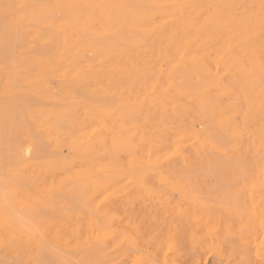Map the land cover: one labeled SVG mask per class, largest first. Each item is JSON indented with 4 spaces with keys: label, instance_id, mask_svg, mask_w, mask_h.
Returning a JSON list of instances; mask_svg holds the SVG:
<instances>
[{
    "label": "rangeland",
    "instance_id": "374dc122",
    "mask_svg": "<svg viewBox=\"0 0 264 264\" xmlns=\"http://www.w3.org/2000/svg\"><path fill=\"white\" fill-rule=\"evenodd\" d=\"M147 1L120 2L151 10L144 8ZM125 10L119 12L118 23L124 22ZM89 30L103 46L124 49L125 41L131 43L128 34L106 38L97 25ZM136 39L130 45L147 51L150 39ZM213 59H206L210 66ZM139 69L145 75L134 74L135 68L133 74L103 73V92L86 87L75 95H58L68 87L58 83L40 95L16 88L18 93L8 98L22 105L0 98L4 110L16 112L12 116L24 112L23 119L15 117L18 122L1 117L3 135L15 133V140H9L12 149L0 134L12 152L2 154L16 155L28 140L42 151L35 156L36 166L21 169L27 163L22 158L15 167L6 162L9 180L2 179L0 188L6 190L11 209H0V264H264V75L260 84L248 88L238 83L239 77L222 80L221 75L203 76L192 69L159 77L142 64ZM93 91L103 95V119L84 115L94 98L85 94ZM48 94L60 100L41 99ZM75 107L74 121L59 134L35 132L41 110L74 113ZM97 138L103 140V150L93 142L92 156L85 154ZM188 173L193 175L182 177ZM216 174L224 177L222 186H217ZM99 200L102 206L97 207ZM46 204L49 212L42 210ZM14 213L37 218L38 233L34 227L20 228L11 219ZM65 255L72 261H62Z\"/></svg>",
    "mask_w": 264,
    "mask_h": 264
},
{
    "label": "bare ground",
    "instance_id": "6f19581e",
    "mask_svg": "<svg viewBox=\"0 0 264 264\" xmlns=\"http://www.w3.org/2000/svg\"><path fill=\"white\" fill-rule=\"evenodd\" d=\"M120 1L5 0L6 4L4 2V5L0 4L3 5L0 8L4 9H0V27L2 26V29L4 27L3 32H0V98L7 100L11 94L18 93L16 88L22 86L29 88L34 95H40L43 92H50L51 85L58 83L68 85V87L61 89L57 93L58 95H75L76 90L86 87H93L103 92V73L130 72L133 74L135 68L138 72L134 74L137 76L145 75V73L140 72L139 64H142L143 69L147 68L149 71H154V74H158L159 77L166 73L172 76L181 71L185 72L192 69L203 76L221 75L222 80L234 81L239 77L242 81L239 80L238 83L248 88L262 82L261 78L264 75V0H149L144 8L147 7L151 10H143V7L141 10V6L138 5L141 10H138L139 12L136 10L137 5L134 3H121ZM123 9L127 10V14L123 17L124 22L118 23L121 18L119 12L124 11ZM94 25L103 30L101 34L106 38L115 36L119 39L128 34L132 38L130 41L133 44L139 41L136 36L140 39L148 38L151 43L145 48L147 51H139L135 46L130 45L131 43L127 44L126 42L129 40L122 44L125 47L124 49L119 47L120 45L113 46L112 43L103 46L94 41L95 37L89 30ZM116 27H118L117 30ZM72 28H74V31ZM84 35L88 36L87 39L83 38ZM69 43L71 46L68 45ZM155 43L160 48L156 51L153 48ZM53 46H55V49ZM45 48H49L48 51H45ZM210 57L214 58L211 66L206 61ZM182 75L184 74H181V77H183ZM196 80L197 82L200 81L197 77ZM90 94L94 98L89 97L91 98L89 100L90 111L83 109L84 115L86 114L85 117L89 114H96L103 119V110L100 109L101 105L99 104V102H103V95L100 97L93 91V93L87 92L85 96ZM28 96L31 95L28 94ZM41 99L47 103L60 100V98H55L49 94ZM8 101H10L9 98ZM1 102V124L2 119L15 118L16 116L19 118L24 115V112H22L23 114L18 113L12 116L14 111L10 113L9 107L4 110ZM13 102L16 103L18 100ZM77 102L82 103V101ZM17 104L22 105L23 103L19 101L15 105ZM9 106L12 105L9 104ZM5 107L7 106L5 105ZM27 107L26 105L25 108ZM16 108H13V110H17ZM51 112L44 109L35 116L39 123L37 125L38 130L35 132L49 133L51 136L53 133L59 134L62 128L72 124L78 108H74V113L73 110ZM2 116H5V118L1 119ZM29 117L30 122L36 121L28 113ZM18 118H15L17 122ZM12 120H10V123L13 122ZM47 121H52V124L50 126L45 125ZM13 125L12 123L10 126ZM7 126L9 125L6 124L5 127ZM5 127L2 125L1 128L4 129ZM12 131L15 130L12 129ZM3 132L5 134L6 131ZM16 133L18 132L16 131ZM21 133H24L26 137L25 131H21ZM6 136L1 137L0 135L1 138L4 139L5 137V141L8 139L7 142H9L15 137V133L14 137L12 135V137ZM34 137L36 138V136ZM28 141L25 149L19 150L22 152L15 149L18 152L15 153L16 155H10V157L9 154L12 152H8V148H5L7 142L5 143L0 139V153L5 154V149L9 153L6 154L8 158L3 154L0 155L8 159L0 162V183L3 180L5 183L8 182L5 180L7 176L4 170H10V161L13 162L11 166L14 165L15 167L23 162L19 159H26L27 163L25 165L21 163V169L38 165L35 162V156L39 152L42 153L40 146L37 145V142ZM93 142L97 145L102 144L99 148L103 150V140L97 138L89 143L90 147L85 153L89 156L93 154L95 146ZM9 144L10 142L6 147H9ZM119 144L117 146L122 147L123 143ZM58 155L60 154L58 153ZM17 161L20 162L17 163ZM6 162L9 163V166L6 165ZM67 169L65 172H67ZM189 174L191 173L184 174L182 177H189ZM5 176L6 178H4ZM214 178L217 186L223 185L224 177L221 174L214 175ZM5 183L4 185H6ZM0 189L2 190V192L0 190V209L2 207L3 209H11L8 203L10 200L8 201L5 198L6 188L5 191H3L2 186ZM219 189L222 190L221 187ZM106 196L100 195L104 199ZM83 202H86V198L83 199ZM99 202L100 204L97 201V207L98 205L102 206L101 200ZM50 208V205L46 204L42 210L48 211L51 210ZM22 212L25 213V210H22ZM24 213L20 215L14 213L17 215L13 214L11 219L14 220L15 217L20 228L33 229L35 226L34 221L37 218L34 216L28 217ZM4 214L7 215V218L12 215L11 213L8 215L7 212H4ZM12 220L10 221L12 222ZM59 256L62 255H58V258ZM65 256L62 261L67 259V256L66 258ZM59 259L61 260V257ZM204 263L206 262L204 261Z\"/></svg>",
    "mask_w": 264,
    "mask_h": 264
}]
</instances>
